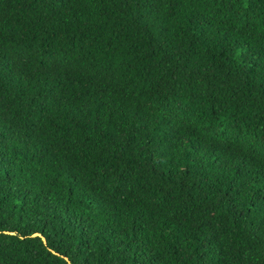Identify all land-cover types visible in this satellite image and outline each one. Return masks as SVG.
<instances>
[{"label":"trees","instance_id":"trees-1","mask_svg":"<svg viewBox=\"0 0 264 264\" xmlns=\"http://www.w3.org/2000/svg\"><path fill=\"white\" fill-rule=\"evenodd\" d=\"M68 261L264 264V0H0V264Z\"/></svg>","mask_w":264,"mask_h":264},{"label":"water","instance_id":"water-1","mask_svg":"<svg viewBox=\"0 0 264 264\" xmlns=\"http://www.w3.org/2000/svg\"><path fill=\"white\" fill-rule=\"evenodd\" d=\"M33 235H40L41 236V234L40 233H34ZM42 239L45 241V238L42 236ZM67 259V258H66ZM69 262V264H71V262L70 261H68Z\"/></svg>","mask_w":264,"mask_h":264}]
</instances>
